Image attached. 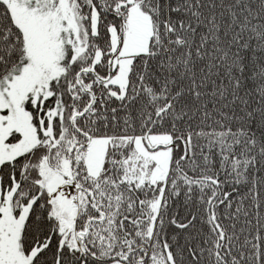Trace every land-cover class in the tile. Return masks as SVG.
<instances>
[{"label":"snow or ice","instance_id":"6c2138e0","mask_svg":"<svg viewBox=\"0 0 264 264\" xmlns=\"http://www.w3.org/2000/svg\"><path fill=\"white\" fill-rule=\"evenodd\" d=\"M0 264H264V0H0Z\"/></svg>","mask_w":264,"mask_h":264}]
</instances>
